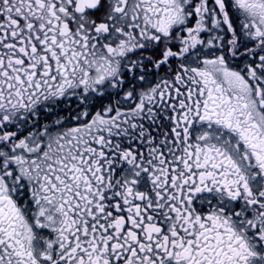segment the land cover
I'll return each instance as SVG.
<instances>
[{
	"label": "snow or ice",
	"instance_id": "snow-or-ice-1",
	"mask_svg": "<svg viewBox=\"0 0 264 264\" xmlns=\"http://www.w3.org/2000/svg\"><path fill=\"white\" fill-rule=\"evenodd\" d=\"M0 264H264V0H0Z\"/></svg>",
	"mask_w": 264,
	"mask_h": 264
}]
</instances>
